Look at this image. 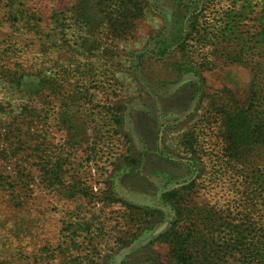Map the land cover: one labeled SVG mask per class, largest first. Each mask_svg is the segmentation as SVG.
I'll return each mask as SVG.
<instances>
[{
  "label": "rangeland",
  "instance_id": "obj_1",
  "mask_svg": "<svg viewBox=\"0 0 264 264\" xmlns=\"http://www.w3.org/2000/svg\"><path fill=\"white\" fill-rule=\"evenodd\" d=\"M80 1L0 0V264H176L164 195L231 199L223 142L264 144V0H89L83 46Z\"/></svg>",
  "mask_w": 264,
  "mask_h": 264
},
{
  "label": "trees",
  "instance_id": "obj_2",
  "mask_svg": "<svg viewBox=\"0 0 264 264\" xmlns=\"http://www.w3.org/2000/svg\"><path fill=\"white\" fill-rule=\"evenodd\" d=\"M114 6H118L116 2ZM92 7L89 0L79 2L76 18L70 25L77 27L79 33H73V38L68 41L75 40L76 45H84L82 24L88 27L95 22V28H110L111 20H104L109 16V7L100 11L105 15L102 19L92 12ZM139 16L136 12L131 18L137 20ZM169 20L172 22L171 16ZM171 36L168 33L163 41H169ZM224 102H220V114L216 111L215 118L204 115L201 120L205 129H219L223 138L227 133ZM249 130L260 138L259 127L251 126ZM222 149L230 155L227 160L230 167L238 164L243 172L239 179L240 190L235 191L234 197L225 200L216 195L208 199L198 189L196 179L164 195L173 217L166 220L163 232L148 245L158 241L167 243L176 264H264V144H259L254 137H247L239 142H223Z\"/></svg>",
  "mask_w": 264,
  "mask_h": 264
},
{
  "label": "water",
  "instance_id": "obj_3",
  "mask_svg": "<svg viewBox=\"0 0 264 264\" xmlns=\"http://www.w3.org/2000/svg\"><path fill=\"white\" fill-rule=\"evenodd\" d=\"M165 226H166V225H165ZM165 226L161 227V228L158 230V232H161V231L164 229Z\"/></svg>",
  "mask_w": 264,
  "mask_h": 264
}]
</instances>
